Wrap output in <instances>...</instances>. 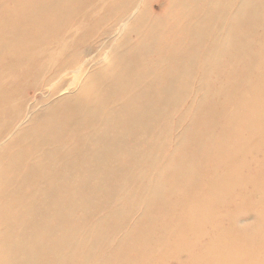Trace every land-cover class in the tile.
I'll use <instances>...</instances> for the list:
<instances>
[{
  "label": "bare ground",
  "instance_id": "1",
  "mask_svg": "<svg viewBox=\"0 0 264 264\" xmlns=\"http://www.w3.org/2000/svg\"><path fill=\"white\" fill-rule=\"evenodd\" d=\"M83 1L0 0V264H264V0H163L154 18L87 0L103 14L81 46L120 9L138 38L97 44L111 61L23 123L19 89L49 66L32 47L61 42L52 78L83 75L60 35Z\"/></svg>",
  "mask_w": 264,
  "mask_h": 264
},
{
  "label": "rangeland",
  "instance_id": "2",
  "mask_svg": "<svg viewBox=\"0 0 264 264\" xmlns=\"http://www.w3.org/2000/svg\"><path fill=\"white\" fill-rule=\"evenodd\" d=\"M113 1L114 0H106L104 4L106 5ZM162 1L163 0H138V2H136L134 5L135 10L137 11L146 10L148 15L152 18L161 16V10L163 4ZM97 2H100V0H91V5H93L94 7V5ZM85 6H87V0H84L83 2L76 5V8H79L76 15L77 22L73 21L72 24L68 28L62 30L60 34L63 37V42L67 43L69 46V48L66 51L67 56L72 54L74 51L76 53L79 52L81 54L79 65L80 66L81 64L84 65V72L83 75L77 78L76 81L77 85H75L74 83L71 84L69 82L71 77L68 76L67 73L63 77L61 76L59 78H52V75L54 74L57 68L56 67L57 62L55 64L52 62L55 61L56 57L54 56H56V54L59 53L61 49L60 46L58 47L57 45L58 41L53 43L54 44L53 46L57 47V49L51 47L52 44L50 43L47 44L48 46L46 44H43L42 47L38 45L36 47L35 46L32 47V49H30L29 51L30 54L29 53L27 54V56L30 57V60L25 58L26 56L24 52H20L21 55H19V57H22L24 55V57H22L24 58L23 61L27 62L29 60L28 62H30L33 60V58L35 59L37 55H39L40 50L41 51L44 50L45 52L38 57H41V62L43 63L46 62L49 65L46 74H43L41 77H39L36 82L33 76L29 77V79L25 82V84H23L19 89V96L21 94L20 99H22V101L26 104V111L24 116L22 117L23 123L29 121V119L31 118V113H35L38 110L45 109L52 101L63 99L64 95L66 94L69 95L77 94L80 87L84 84L83 82L89 79V77L93 73V70L95 69V66L99 64L101 55H104L106 59V63L111 61V53H110L111 50L107 46H102L101 44L100 47L97 48V44L99 45V43L104 42L106 38H109L107 44L115 42L117 44L118 51L124 52L129 47V45L138 38L137 34L134 32L137 26V21L133 22L132 19H129L126 26H121L120 24H117V20H116L117 17L122 16L124 13V10L120 9L115 16L105 20L106 23L104 24L103 27L94 28L91 31L92 39L85 45L81 46L78 43V37L82 30L78 27L79 23L81 21H85L88 18L87 24L89 25L92 23V21H95L103 14L102 9L94 10L93 8H91L89 10H85ZM113 29L116 30L112 32ZM123 36H124V40L122 42ZM49 40H52V38ZM60 43L61 42H59L58 44L60 45ZM58 59L59 57L57 58V61ZM40 65H44V64H40ZM9 83L10 84L14 83L13 77L10 78ZM194 86L196 88L198 85L194 84ZM195 99L196 96H193V100ZM188 102L189 103L187 105H190L192 100L189 98ZM185 125H186L185 123L176 124L173 128V135L175 137L180 135L181 132L184 130ZM17 126L13 131H11L10 134H13V132L17 129ZM2 143L3 142L0 141V144ZM240 220L245 221V224H243L245 226H249L248 222L251 224V221H249V219H245L242 217L240 218Z\"/></svg>",
  "mask_w": 264,
  "mask_h": 264
}]
</instances>
